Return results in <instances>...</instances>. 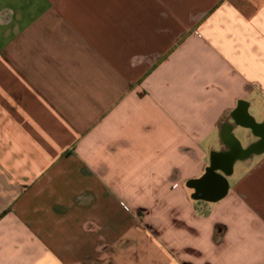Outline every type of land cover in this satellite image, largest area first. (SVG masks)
<instances>
[{"label": "crops", "instance_id": "crops-1", "mask_svg": "<svg viewBox=\"0 0 264 264\" xmlns=\"http://www.w3.org/2000/svg\"><path fill=\"white\" fill-rule=\"evenodd\" d=\"M0 264H264V0H0Z\"/></svg>", "mask_w": 264, "mask_h": 264}]
</instances>
